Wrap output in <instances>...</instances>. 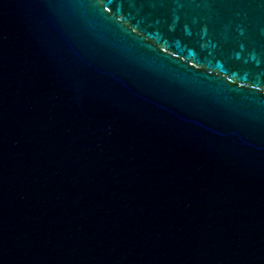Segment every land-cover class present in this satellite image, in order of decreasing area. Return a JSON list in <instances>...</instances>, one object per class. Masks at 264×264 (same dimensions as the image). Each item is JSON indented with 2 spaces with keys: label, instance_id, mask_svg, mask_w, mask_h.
Returning a JSON list of instances; mask_svg holds the SVG:
<instances>
[{
  "label": "water",
  "instance_id": "water-1",
  "mask_svg": "<svg viewBox=\"0 0 264 264\" xmlns=\"http://www.w3.org/2000/svg\"><path fill=\"white\" fill-rule=\"evenodd\" d=\"M0 264H264V0H0Z\"/></svg>",
  "mask_w": 264,
  "mask_h": 264
}]
</instances>
